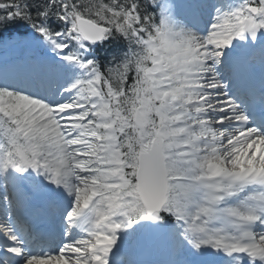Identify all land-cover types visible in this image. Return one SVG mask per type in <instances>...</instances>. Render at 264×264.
Masks as SVG:
<instances>
[{"label":"snow or ice","instance_id":"obj_1","mask_svg":"<svg viewBox=\"0 0 264 264\" xmlns=\"http://www.w3.org/2000/svg\"><path fill=\"white\" fill-rule=\"evenodd\" d=\"M0 264H264V0H0Z\"/></svg>","mask_w":264,"mask_h":264},{"label":"bare ground","instance_id":"obj_2","mask_svg":"<svg viewBox=\"0 0 264 264\" xmlns=\"http://www.w3.org/2000/svg\"><path fill=\"white\" fill-rule=\"evenodd\" d=\"M148 258H149V259H154L155 257H151V256H150V257H148Z\"/></svg>","mask_w":264,"mask_h":264}]
</instances>
